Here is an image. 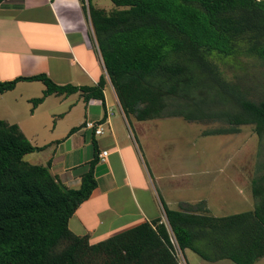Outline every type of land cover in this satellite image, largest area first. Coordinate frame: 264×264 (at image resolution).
Here are the masks:
<instances>
[{"label": "trees", "instance_id": "1", "mask_svg": "<svg viewBox=\"0 0 264 264\" xmlns=\"http://www.w3.org/2000/svg\"><path fill=\"white\" fill-rule=\"evenodd\" d=\"M81 1L104 69L97 85L59 86L39 74L0 82V95L19 82H39L45 89L30 100L35 109L50 95L78 92L103 102L110 85L126 118L216 119L228 127L205 136L254 125L263 138L264 101L248 100L218 65L241 58L264 64L263 0H104L110 12ZM42 150L0 120V264H179L174 243L181 255L189 250L210 262L254 264L264 257V172L252 182V211L212 218L187 214L192 207L184 205L182 211L163 206L165 222H145L92 245L73 235L68 221L96 187V161L79 188L69 189L50 174L49 163L24 160Z\"/></svg>", "mask_w": 264, "mask_h": 264}, {"label": "crops", "instance_id": "2", "mask_svg": "<svg viewBox=\"0 0 264 264\" xmlns=\"http://www.w3.org/2000/svg\"><path fill=\"white\" fill-rule=\"evenodd\" d=\"M102 1L90 3L106 12L113 9L102 6ZM39 74H45L56 85L75 87L96 86L104 76L81 0L0 2V82ZM44 89L39 82L17 83L12 91L0 95V120L16 125L32 146L43 148L26 155L24 160L32 165L49 163L50 174L66 188L78 189L81 177L90 163L96 161L93 168L96 187L68 221L73 235L87 236L89 244H97L142 223L159 218L163 221V206L182 211V204L192 207L187 214L212 218L253 210L252 182L261 173L256 168L258 153L254 152L253 176H244L243 167L247 162L242 154L248 141L238 145L233 142L240 134L245 135L241 128L232 135H208L226 138L220 143L210 140L207 160L211 161L213 170L216 168L215 175L205 177L206 173H200L199 179L193 176L192 183L185 182L182 174L177 186L168 190L164 189V160L158 170L153 157L154 145L151 146L154 138L149 129L150 123L162 119L126 118L110 85L103 90V102L95 98L86 101L85 94L78 92L70 96L50 95L32 109L30 100L41 97ZM85 122L100 124L102 134L96 136L92 130L85 129ZM72 129L75 131L71 132ZM245 138L248 140V136ZM102 151L107 156L101 161L96 155ZM196 161L201 170L204 159L197 157ZM154 168L160 174H154ZM234 182H244L243 187L247 185L250 193L247 197L245 188L234 198L242 208L239 211L225 206L231 204L227 197L223 205L218 203V198H224L223 190ZM190 189L192 195L177 196L182 190L189 193ZM174 191V200L165 197ZM186 251H183V261L190 264ZM198 259L200 262L196 260V264H234L227 259L213 262ZM254 264H264V257Z\"/></svg>", "mask_w": 264, "mask_h": 264}, {"label": "rangeland", "instance_id": "3", "mask_svg": "<svg viewBox=\"0 0 264 264\" xmlns=\"http://www.w3.org/2000/svg\"><path fill=\"white\" fill-rule=\"evenodd\" d=\"M101 5L104 7H113L111 2L109 1H102ZM112 10H108L107 12H110ZM218 65L224 71L229 80L235 83L236 86H238L240 89H244V92L248 94L246 95L248 100H251L253 102L264 101V64H261L260 62L253 59L241 58L236 62H218ZM207 107L208 106L206 105L204 106V111L208 110ZM224 108L229 110L230 107L229 105L226 107H219V109ZM231 109H233V106ZM197 114H200L199 111L196 112V114L192 113V115L194 116H196ZM150 124L151 128L149 129H152L151 135L154 138L152 140L151 146L153 147L154 145L153 148L155 155H153V157L155 160V164L157 165L156 168L158 170L161 169L160 165L162 159L164 160V189L170 190L176 187L178 182L182 180V174L185 175V182L191 181L192 183L193 176L194 179H199L200 173H206L205 177L213 176L216 174V168L213 170L211 161L207 160L210 153H208L211 143L210 140H216L217 143H220L226 141V138H223L222 136L209 137L205 136L204 134L214 130L226 128L228 127L227 124L222 123L216 119H209L203 122H188L180 117L164 118L159 122L156 121ZM254 127V125L240 126L239 128L246 132V136L240 134L238 138L233 140V142L237 143V145L244 141H248L242 154V157L246 158L247 162L243 167V173L246 178H251L254 173V152L258 153L256 162L257 171L258 173L264 172V135L263 138L259 140V138H257V136L255 135ZM247 136L248 140H246L245 138ZM198 149L199 152L197 153ZM197 157L204 159V161L202 162L203 166H201L203 168L201 170L198 169L199 163L198 161H196ZM156 168H154V174H160L157 170L155 172ZM225 170L226 168L222 170V173H224L223 171ZM170 176H172V178H170ZM243 185L244 182L237 184L234 182L233 186L231 187L228 185V187L223 190L224 198H218V203L223 205L225 203L224 200L227 197V199L231 201V204H227L225 206L230 208L231 211L241 210L242 208L237 202L234 201V198L237 196V194H241L245 191L247 185L245 187H243ZM192 192L191 189L189 193H186L185 190H182L181 193L177 194V196L183 193L184 196L182 198H185L192 195ZM245 194L247 197H250L248 188L247 192L245 191ZM170 196L167 195L165 197L169 200H174L175 191ZM249 200L253 202V198H250ZM246 204L248 205V202H246ZM163 222H165V219L163 220ZM174 248L179 264H186L183 261V254L181 255V252L176 247L175 243ZM185 254L190 264H196L197 261H199L198 257H196V255L191 251L187 250Z\"/></svg>", "mask_w": 264, "mask_h": 264}, {"label": "built area", "instance_id": "4", "mask_svg": "<svg viewBox=\"0 0 264 264\" xmlns=\"http://www.w3.org/2000/svg\"><path fill=\"white\" fill-rule=\"evenodd\" d=\"M86 2V0H85ZM84 128L87 130H92L94 132V135H100L102 134L101 130V125L93 122H85L84 123ZM107 156V152L102 151L101 153L98 154V159L103 160Z\"/></svg>", "mask_w": 264, "mask_h": 264}]
</instances>
